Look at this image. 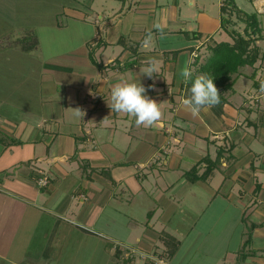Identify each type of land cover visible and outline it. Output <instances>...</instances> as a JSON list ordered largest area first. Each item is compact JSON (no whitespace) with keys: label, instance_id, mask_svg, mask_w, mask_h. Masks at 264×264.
<instances>
[{"label":"crops","instance_id":"obj_1","mask_svg":"<svg viewBox=\"0 0 264 264\" xmlns=\"http://www.w3.org/2000/svg\"><path fill=\"white\" fill-rule=\"evenodd\" d=\"M222 4L0 0V261L264 264V56L221 106L183 104L182 69L231 41ZM135 73L162 111L151 126L108 106Z\"/></svg>","mask_w":264,"mask_h":264},{"label":"trees","instance_id":"obj_2","mask_svg":"<svg viewBox=\"0 0 264 264\" xmlns=\"http://www.w3.org/2000/svg\"><path fill=\"white\" fill-rule=\"evenodd\" d=\"M248 1L252 2L253 0ZM220 8L222 11L220 25L227 32L231 41L221 40L208 45L205 59L200 62L202 57L197 55L192 69L193 76L203 73L213 77L220 97L219 103L214 105L216 107L226 101L225 93L232 90L233 75L238 71V68L246 64L251 65L257 58L264 56V52H261L259 46L255 44L256 39H264V29L260 25L257 13L245 12L235 4L234 0H223ZM233 11L244 23L242 33L229 28L231 18L225 14ZM190 83L184 82L183 85L186 98L190 95ZM173 249V244H169V253Z\"/></svg>","mask_w":264,"mask_h":264},{"label":"clouds","instance_id":"obj_3","mask_svg":"<svg viewBox=\"0 0 264 264\" xmlns=\"http://www.w3.org/2000/svg\"><path fill=\"white\" fill-rule=\"evenodd\" d=\"M157 72L154 64L144 67L140 73L151 78ZM185 83H190V95L183 100V104L190 107L193 112L201 107H211L219 103V91L213 77L206 74L193 76L188 67L182 69ZM154 85L145 86L137 73L123 78L113 85L110 92L111 103L108 105L112 112L130 114L135 118L136 125L151 126L162 116L159 103L148 95ZM71 117L81 119L83 112L80 108H72Z\"/></svg>","mask_w":264,"mask_h":264},{"label":"rangeland","instance_id":"obj_4","mask_svg":"<svg viewBox=\"0 0 264 264\" xmlns=\"http://www.w3.org/2000/svg\"><path fill=\"white\" fill-rule=\"evenodd\" d=\"M214 2H216V1H214ZM235 2L245 12H253L255 10L252 7H250V3H249L248 0H235ZM225 15L231 18V24H229V28L230 29L236 30L238 32H240L239 30H241V31L243 30L244 24L238 18V16H237L235 11H233L231 13L228 12V14H225ZM261 22H262V20H261ZM261 27L264 29V21L261 23ZM77 42H78V38H73V39L70 38V40L67 43V45L76 44ZM53 45H54V39L47 38V40H45L44 46H53ZM205 55H206L205 51L203 53H201V57L202 58H201L200 62H202L205 59ZM121 252H122V250H121ZM125 252L127 254L124 253V252L121 254L123 258H120V256H117V258H115L116 260L114 261V264H136L137 261L135 260L134 257H133V259L131 258L130 252H127V251H125ZM220 252H221V249L218 251L217 254H220ZM164 259L166 260L165 257H164ZM68 263L69 262H66V264H68ZM0 264H8V262L7 261H0ZM76 264H112V262H110L108 260V258H104L102 256H99V255L97 256L96 255L93 260H87V261L86 260H82V261L77 262Z\"/></svg>","mask_w":264,"mask_h":264},{"label":"built area","instance_id":"obj_5","mask_svg":"<svg viewBox=\"0 0 264 264\" xmlns=\"http://www.w3.org/2000/svg\"><path fill=\"white\" fill-rule=\"evenodd\" d=\"M48 183V178L46 176H40L36 179V184L39 187L46 186ZM152 264H167L166 260L163 257H160L159 259H152Z\"/></svg>","mask_w":264,"mask_h":264}]
</instances>
